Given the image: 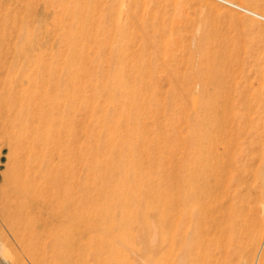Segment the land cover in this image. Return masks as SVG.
I'll return each instance as SVG.
<instances>
[{
  "label": "rangeland",
  "instance_id": "rangeland-1",
  "mask_svg": "<svg viewBox=\"0 0 264 264\" xmlns=\"http://www.w3.org/2000/svg\"><path fill=\"white\" fill-rule=\"evenodd\" d=\"M232 1L264 15V0ZM0 8L9 16L4 37L19 45L21 28L27 36L37 34L44 60L43 68L8 53L0 76H41L43 69L44 76H70L74 70L81 78L80 99L89 101L87 107L79 100L75 112L73 102L66 108L64 122L73 127L75 148L106 139L110 128L101 121L106 112L123 121L128 117L126 97L113 107L103 78L105 87L113 76H126L124 85L136 83L145 95L140 100L145 118L132 121L147 136L140 150L153 152L155 166L164 158L163 174L175 176L181 162L182 173L191 168L187 160L199 143L201 164L213 166L205 171L227 183L226 193L216 190L221 197L212 204L214 217L223 219L204 226V252L190 263L255 264L264 248V20L216 0H0ZM75 52L82 54L72 59ZM45 89L52 90L48 83ZM5 121L0 112V250L8 264H53L54 225L45 211L26 207ZM115 131L122 143L127 127ZM112 151L100 150L118 161L122 156ZM94 166L91 180L101 188L102 174ZM163 203L157 198L155 210L163 211ZM144 225L137 222V230Z\"/></svg>",
  "mask_w": 264,
  "mask_h": 264
},
{
  "label": "bare ground",
  "instance_id": "bare-ground-1",
  "mask_svg": "<svg viewBox=\"0 0 264 264\" xmlns=\"http://www.w3.org/2000/svg\"><path fill=\"white\" fill-rule=\"evenodd\" d=\"M3 12L0 10L1 67L6 68L7 59L2 58L12 52L15 60L24 58L28 62L41 63L44 68V60L37 52L41 45L39 36H27L21 28L18 37L22 43L18 45L17 41L13 45L11 37L7 40L1 33L2 25L9 19L7 13ZM78 54L80 56L82 53H73L72 59H76ZM44 72L43 69L41 76H22V79L0 76V112L6 120L4 130L9 139L14 166L22 180L21 185L25 184L22 192L26 207L29 203L33 208L45 211L47 219L54 225L51 248L56 253L53 264H191V256H202L204 250L201 246L205 245L203 236L208 232L206 227L204 232V226L217 220L218 216L214 217L216 207L212 204L221 197L216 190L225 191L223 183L226 182L214 179L216 176L205 171H211L213 166L212 163L209 166L201 164L200 144L195 147L193 157L187 160V165L191 166L187 172H181L185 163L181 162L180 169L176 168L179 170L177 175H171V178L163 174L164 158H160L158 166H155L152 162L153 152L147 155V149L142 150L141 147L140 150L147 136L144 133L142 138L140 129L132 123L145 118L140 102L145 95L138 92L136 83L124 85L126 76H113L114 82L110 87H105L103 78L102 89H107L113 107L117 106L122 96L126 97L128 117L123 121L106 112L101 119L110 128L106 139L103 142L93 140L92 143L85 140L83 145L75 148L77 145L74 147L72 142L73 127L68 121L64 122V118L66 108L72 102L74 112L81 107L79 100L82 102L84 99L85 103H82L89 106L87 94L84 95L86 98L80 99L79 94L83 89L79 83L81 78L74 75V70L70 76H44ZM144 76L142 80L146 79ZM47 83L52 90L45 89ZM122 124L127 125L128 133L121 143L120 139L115 138V130H126V127H121ZM88 137L90 139V133ZM102 149L105 152L113 150L111 155L117 153L122 157L118 161L115 157L107 159L105 152L104 155L100 152ZM92 166L98 167L102 174L101 188L98 187L99 183L91 180ZM221 177L224 179V176ZM157 198L164 201L163 211L155 210ZM152 218L158 221L153 222ZM137 222L145 224L144 227L137 230ZM2 253L0 250L1 258L8 264ZM251 256L249 260L252 263L254 254ZM256 259L255 264H264V248Z\"/></svg>",
  "mask_w": 264,
  "mask_h": 264
},
{
  "label": "built area",
  "instance_id": "built-area-1",
  "mask_svg": "<svg viewBox=\"0 0 264 264\" xmlns=\"http://www.w3.org/2000/svg\"><path fill=\"white\" fill-rule=\"evenodd\" d=\"M216 1L221 2L223 4H226L228 6H231L233 8H236L238 10L244 11V12H246L248 14H251L253 16H256V17L264 20V15H262V14H260L258 12L257 13H254V12L250 11L248 8L243 7L240 4H238L237 2H234L232 0H216Z\"/></svg>",
  "mask_w": 264,
  "mask_h": 264
},
{
  "label": "water",
  "instance_id": "water-1",
  "mask_svg": "<svg viewBox=\"0 0 264 264\" xmlns=\"http://www.w3.org/2000/svg\"><path fill=\"white\" fill-rule=\"evenodd\" d=\"M0 264H5L1 256H0Z\"/></svg>",
  "mask_w": 264,
  "mask_h": 264
}]
</instances>
